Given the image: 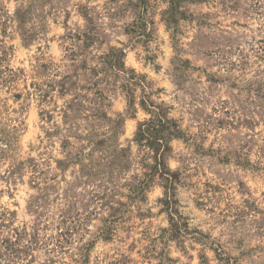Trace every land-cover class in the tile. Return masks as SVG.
<instances>
[{
    "label": "rangeland",
    "instance_id": "1",
    "mask_svg": "<svg viewBox=\"0 0 264 264\" xmlns=\"http://www.w3.org/2000/svg\"><path fill=\"white\" fill-rule=\"evenodd\" d=\"M0 264H264V0H0Z\"/></svg>",
    "mask_w": 264,
    "mask_h": 264
}]
</instances>
